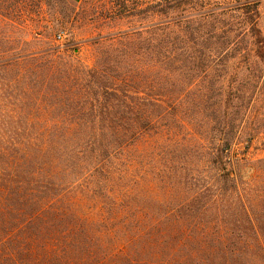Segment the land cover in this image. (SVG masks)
Masks as SVG:
<instances>
[{"label": "rangeland", "instance_id": "374dc122", "mask_svg": "<svg viewBox=\"0 0 264 264\" xmlns=\"http://www.w3.org/2000/svg\"><path fill=\"white\" fill-rule=\"evenodd\" d=\"M254 26L264 38V0H0V264H264ZM115 84L129 97V130L146 113L163 116L152 133L164 135L109 160L47 158L52 200L38 217L21 213L2 186L15 165L2 155L105 131L90 102ZM219 139L230 142L221 164L207 156Z\"/></svg>", "mask_w": 264, "mask_h": 264}, {"label": "trees", "instance_id": "16d2710c", "mask_svg": "<svg viewBox=\"0 0 264 264\" xmlns=\"http://www.w3.org/2000/svg\"><path fill=\"white\" fill-rule=\"evenodd\" d=\"M255 13H257V11H255ZM252 31L257 34V44L264 42V38L260 36V33L255 26L252 28ZM188 45L190 46V44ZM182 51L184 60H188L189 62L196 61L198 69L202 72L204 71L203 69L205 68H203V64L201 63L204 62V60L201 61L202 57L198 52L192 50L191 53L188 54L187 47H184ZM202 56H204V54ZM256 57L264 62V49L262 47L256 54ZM167 59L170 60V57L168 56ZM147 70L148 72L150 71L149 68ZM191 73L193 75L196 74L195 72ZM204 76H207V72ZM210 81L212 83H226L223 77L213 74H211ZM123 87L116 84L112 85V87L107 88V92H103L106 94L103 99L101 94L98 95L97 98L92 99V103L90 102L91 108L97 113L98 122L101 123L102 129H106L105 131L91 133L88 131H81L80 129L71 135L67 132L59 133L57 135L54 134L46 139L48 140V143L53 144V146H49L46 150L20 149L8 152V158L5 156V153L2 155L3 162H14L15 164L14 166L10 165L13 168L14 174L8 172H5L8 174L4 173L2 177V186L4 191L15 199L14 201L16 203L22 204L20 205L23 210L21 213H31L33 214L32 217H38L36 215L41 214V210L46 211L47 206L45 205L50 204V201L52 200L50 197H46L49 196L47 193L50 184H48L49 186L46 185L48 181L44 179L46 175L43 174V172H48L45 171L47 158H49V161L52 159L56 161L62 159L63 161L69 162L70 166L74 165V163H72L74 160L76 162L80 161L81 158H83V155H90L87 159H93L95 161L99 160L102 156H107V160H109L112 156L124 154L127 146L141 143L142 139L146 136L159 138V136L162 137L164 135L163 130L152 133V131L156 130V127L163 119V116L154 119L153 117H149V115H145L146 113L136 114L133 123L136 129L129 130L132 128L130 117L126 116V112L130 110L128 103L126 102L129 97L124 93L123 89L125 87ZM139 103L141 105H146V103L154 105L153 101L146 102L144 99L140 100ZM173 105H175V107H180L182 103L179 101L173 103ZM85 116L86 119H88V114L85 113ZM85 122H87V120L82 119L78 121L76 125L82 128V126L85 125L83 124ZM88 122L91 125V121ZM200 139L201 141H205V137ZM218 141L220 142V145L213 151L207 153V156L212 159H217L219 161L218 163L221 164L223 162V151L230 145V142L228 139L227 141L222 139H219ZM199 149L204 150L202 146L199 147ZM46 154L48 155L47 157L45 156ZM23 175H25V177H22ZM225 175L230 179L229 174ZM39 195L43 196L40 197ZM44 201L46 202L41 204ZM38 210L40 211L38 212ZM58 220L60 223L63 222L62 218H59Z\"/></svg>", "mask_w": 264, "mask_h": 264}, {"label": "crops", "instance_id": "0c3cea01", "mask_svg": "<svg viewBox=\"0 0 264 264\" xmlns=\"http://www.w3.org/2000/svg\"><path fill=\"white\" fill-rule=\"evenodd\" d=\"M70 1H72V2H77V1H79V0H70Z\"/></svg>", "mask_w": 264, "mask_h": 264}, {"label": "built area", "instance_id": "2783aa9c", "mask_svg": "<svg viewBox=\"0 0 264 264\" xmlns=\"http://www.w3.org/2000/svg\"><path fill=\"white\" fill-rule=\"evenodd\" d=\"M60 37V36H59Z\"/></svg>", "mask_w": 264, "mask_h": 264}]
</instances>
